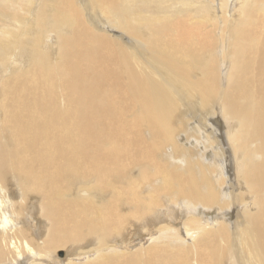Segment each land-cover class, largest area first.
<instances>
[{
	"label": "bare ground",
	"instance_id": "1",
	"mask_svg": "<svg viewBox=\"0 0 264 264\" xmlns=\"http://www.w3.org/2000/svg\"><path fill=\"white\" fill-rule=\"evenodd\" d=\"M0 264H264V0H0Z\"/></svg>",
	"mask_w": 264,
	"mask_h": 264
},
{
	"label": "rangeland",
	"instance_id": "2",
	"mask_svg": "<svg viewBox=\"0 0 264 264\" xmlns=\"http://www.w3.org/2000/svg\"><path fill=\"white\" fill-rule=\"evenodd\" d=\"M191 130H192V129H191ZM200 131H201V130H200ZM195 134H196V132H195ZM196 135H197V134H196ZM35 226H37V225H35ZM62 255H63L62 252L59 251V252H58V256L61 257Z\"/></svg>",
	"mask_w": 264,
	"mask_h": 264
}]
</instances>
